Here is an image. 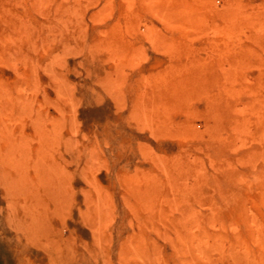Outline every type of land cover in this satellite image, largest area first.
Masks as SVG:
<instances>
[{
  "label": "rangeland",
  "instance_id": "374dc122",
  "mask_svg": "<svg viewBox=\"0 0 264 264\" xmlns=\"http://www.w3.org/2000/svg\"><path fill=\"white\" fill-rule=\"evenodd\" d=\"M41 1L0 0V264L264 257V0Z\"/></svg>",
  "mask_w": 264,
  "mask_h": 264
},
{
  "label": "bare ground",
  "instance_id": "6f19581e",
  "mask_svg": "<svg viewBox=\"0 0 264 264\" xmlns=\"http://www.w3.org/2000/svg\"><path fill=\"white\" fill-rule=\"evenodd\" d=\"M15 1H16V0H15ZM34 1H35V0H33V2H34ZM38 1H39V0H38ZM40 1H41V0H40ZM42 1H43V0H42ZM42 1H41V2H42ZM129 1H130V0H129ZM65 2H66V0H65ZM67 2H68V0H67ZM144 2H145V1H144ZM45 3H46V2H45ZM73 3H74V2H73ZM127 3H128V2H127ZM134 3H135V2H134ZM20 4H21V3H20ZM33 4H34V3H33ZM48 4H49V3H48ZM75 4H76V3H75ZM129 4H130V3H129ZM192 4H193V2H192ZM43 5H44V4H43ZM45 5H46V4H45ZM130 5H131V4H130ZM130 5H128L129 8H130ZM20 6H21V5H20ZM135 6H136V3H135ZM139 6H140V5H139ZM144 6H145V4H144ZM57 7H58V6H57ZM141 7H142V5H141ZM241 7H242V6H241ZM44 8H45V7H44ZM44 8H42V10H43ZM55 8H56V7L54 6V9H55ZM124 8H125V7H124ZM145 8H146V6H145ZM13 9H14V8H13ZM71 9H72V8H71ZM151 9H152V8H151ZM56 10H57V9H56ZM162 10H163V9H162ZM188 10H189V9H188ZM236 10H237V9H236ZM156 11H157V10H156ZM5 12H6V11H5ZM54 12H55V11H54ZM70 12H71V11H70ZM152 12H153V11H152ZM157 12H158V11H157ZM188 12H189V11H188ZM260 12H261V11H260ZM7 13H8V12H7ZM10 13H11V12H10ZM10 13H9V14H10ZM52 13H53V10H52ZM68 13H69V11H68ZM126 13H127V12H126ZM164 13L166 14V12H164ZM202 13H203V12H202ZM44 15H46V13H45ZM52 15H53V14H52ZM68 15H69V14H68ZM190 15H191V13H190ZM228 15H229V14H228ZM68 17H69V16H68ZM71 17H72V14L70 15V18H71ZM127 17H129V16H127ZM131 17H132V16H131ZM13 18H14V17H13ZM52 18H53V17H52ZM201 18H202V16H201ZM59 19H60V17H59ZM229 19H230V18H229ZM246 19H247V17H246ZM6 20H7V16H6ZM8 20H9V18H8ZM14 20H15V18H14ZM254 20H256V19H254ZM54 21H55V20H54ZM58 21H59V20H58ZM76 21H77V20H76ZM126 21H129V20H126ZM251 21H252V20H251ZM24 22H25V21H24ZM48 22H49V21H48ZM77 22H78V21H77ZM117 22H118V21H117ZM124 22H125V21H124ZM184 22H185V21H184ZM198 22H199V21H198ZM253 22H254V21H253ZM21 23H22V22H21ZM21 23H20V24H21ZM26 23H27V22H26ZM125 23H127V22H125ZM129 23H130V22H129ZM178 23H179V21H178ZM204 23H205V22H204ZM57 24H58V22H57ZM77 24H78V23H76L75 25H77ZM179 24L181 25L182 23H179ZM192 24H194V23L192 22ZM22 25H23V24H22ZM28 25H29V24H28ZM115 25H116V28H117V30H118L117 23H115ZM126 25H127V24H126ZM126 25H124V27H125ZM45 26H46V25H45ZM50 26H51V25H50ZM50 26H49V28H50ZM65 26H66V25H65ZM67 26H69V23H68ZM111 26H113V24H111ZM132 26H133V24H132ZM163 26H165V23H163ZM194 26H195V25H194ZM216 26H217V25H216ZM261 26H263V29H264V20L261 21ZM25 27H26V25H25ZM31 27H32V26H31ZM40 27H41V26H40ZM109 27H110V26H109ZM120 27H121V26H120ZM122 27H123V25H122ZM179 27H180V26H179ZM214 27H215V26H214ZM41 28L43 29V26H42ZM52 28H53V27H51V29H52ZM66 28H67V27H66ZM110 28H111V27H110ZM134 28H135V27H134ZM207 28H208V27H207ZM14 29H15V28H14ZM42 29H41V30H42ZM67 29H68V28H67ZM71 29H72V28H71ZM122 29H123V28H122ZM125 29H126V27H125ZM129 29H130V28H129ZM164 29L166 30L165 27H164ZM164 29H163V30H164ZM179 29H180V28H179ZM179 29H178V30H179ZM220 29H221V28H220ZM119 30H120V29H119ZM127 30H128V29H127ZM243 30H244V29H243ZM258 30H259V28L257 29V31H258ZM261 30H262V29H261ZM18 31H19V30H17L16 32H18ZM52 31H54V28H53ZM102 31H103V29H102ZM102 31H101V34H102ZM213 31H214V30H213ZM103 32H104V31H103ZM105 32H106V30H105ZM126 32H128V31H125L124 33H126ZM158 32H159V31H158ZM98 33H99V32H98ZM122 33H123V32H122ZM122 33L120 32V34H119V32H117V34H118L119 36H120ZM145 33H146V32H145ZM198 33H199V31H198ZM206 33H207V32H206ZM213 33H214V32H213ZM217 33H218V32H217ZM59 34H60V33H59ZM143 34H144V33H143ZM143 34H142V35H143ZM146 34H147V33H146ZM22 35H23V34H22ZM97 35H99V34H97ZM105 35H106V34H105ZM165 35H166V34H165ZM203 35H204V34H203ZM214 35H215V34H214ZM126 36H128V35H126ZM148 36H149V35H148ZM151 36H152V35H151ZM156 36H157V35H156ZM168 36H169V35H168ZM170 36H171V35H170ZM211 36H212V35H211ZM217 36H218V35H216V37H217ZM115 37H116V36H115ZM128 37H129V36H128ZM157 37H159V36H157ZM157 37H156V38H157ZM15 38H16V37H15ZM105 38H106V36H105ZM139 38H140V37H139ZM141 38H142V37H141ZM209 38H210V37H209ZM60 39H61V38H60ZM114 39H115V38H113V41H114ZM132 39H133V38H132ZM132 39H131V40H132ZM157 39H160V37L157 38ZM170 39H171V38H170ZM170 39H169V40L166 39V41L169 42ZM19 40H20V39H19ZM101 40H102V39H101ZM109 40H110V39H109ZM109 40H106V41H108L107 43H110ZM116 40L118 41V38H116ZM121 40H122V38H121ZM123 40H125V39H123ZM123 40H122V41H123ZM164 40H165V38H164ZM216 40H217V39H216ZM16 41H17V38H16ZM63 41H64V40H63ZM211 41H212V40H211ZM142 42H143V41H142ZM142 42H141V43H142ZM157 42L159 43L160 40L157 41ZM163 42H164V41H163ZM163 42H161V44H162ZM239 42H240V41H239ZM107 43L105 42V44H107ZM137 43H138V42H137ZM143 43H144V42H143ZM102 44H103V43H102ZM125 44H126V43H125ZM215 44H216V41H215ZM107 45H108V44H107ZM128 45H129V43H128ZM137 45H138V44H137ZM141 45H142V44H141ZM141 45H140V46H141ZM169 45L171 46V44H169ZM212 45H213V44H212ZM122 46H123V43H122ZM130 46H131V49H129V50H132V51H133L134 47H132V44H130ZM130 46H128V47H130ZM170 46H168V47H170ZM174 46H175V45H174ZM174 46H173V47H174ZM191 46H192V45H191ZM213 46H214V45H213ZM103 47H104V46H103ZM105 47H106V46H105ZM110 47H111V46H110ZM207 47H208V46H207ZM89 48H90V46H89ZM92 48H93V47H92ZM95 48H96V46H95ZM132 48H133V49H132ZM174 48H175V47H174ZM201 48H202V47H201ZM164 49H165V48H164ZM175 49H176V48H175ZM197 49H198V48H197ZM199 49H200V48H199ZM251 49H252V48H251ZM171 50H172V49H171ZM192 50H194V49L192 48ZM216 50H217V49H216ZM93 51H94V50H93ZM107 51H109V50H107ZM110 51H112V50H110ZM116 51H118V50L116 49ZM135 51H136V50H135ZM135 51H134L133 53H135ZM140 51H141V50H140ZM91 52H92V51H91ZM95 52H96V51H95ZM164 52H165V51H164ZM166 52H167V51H166ZM201 52H202V49H201ZM215 52H216V51H215ZM113 53H114V52H113ZM117 53H119V51H118ZM122 53H123V51H122ZM133 53L130 52V54H133ZM168 53H169V51H168ZM177 53H178V52H177ZM111 54H112V52H111ZM111 54H109V55H110V58H113V55H114V54H112V57H111ZM138 54H139V53H138ZM123 55H124V54H123ZM213 55H214V54H213ZM119 56H120V55H119ZM216 56H217V55H216ZM108 57H109V56H108ZM134 57H135V56H134ZM170 57H172V56H170ZM184 57H186V56H184ZM121 58H122V56H121ZM143 58H145L144 55H143ZM115 59H116V57H115ZM126 59H127V57H126ZM129 59H130V58H129ZM129 59H128V62H130ZM139 59L141 60V58H139ZM244 59H245V58H244ZM89 60H90V59H89ZM113 60H114V59H113ZM137 60H138V59H137ZM206 60H207V58H206ZM114 61H115V60H114ZM121 61H122V60H121ZM171 61H172V60H171ZM179 61H180V60H179ZM179 61H178V62H179ZM213 61H214V60H213ZM112 62H113V61H112ZM132 62H133V59H132ZM142 62H143V61H142ZM133 63H134V62H133ZM238 63H240V62H238ZM251 63H253V62H251ZM254 63H255V62H254ZM112 64H113V63H112ZM140 64H141V63H140ZM140 64L138 63V65H140ZM236 64H237V63H236ZM236 64H235V65H236ZM119 65H120V64H119ZM185 65H186V64H185ZM202 65H203V63H202ZM237 65H238V64H237ZM130 66H131V64L128 65L129 69H130ZM208 66H209V65H208ZM232 66H233V65H232ZM239 66H240V65H239ZM239 66H238V67H239ZM256 66H257V65H256ZM259 66H260V65H259ZM120 67H121V66H120ZM166 67H167V66H166ZM221 67H222V66H221ZM122 68H123V67H121V69H122ZM203 68H204V67H203ZM229 68H230V67H229ZM243 68H244V67H243ZM99 69H100V68H99ZM101 69H102V68H101ZM199 69H200V68H199ZM205 69H206V68H205ZM170 70H171V69H170ZM170 70H169V72H170ZM200 70H201V69H200ZM202 70H203V69H202ZM202 70H201V71H202ZM103 71H104V73H105V70H103ZM257 71H258V70H257ZM240 72H242V71L240 70ZM222 73H223V72H222ZM113 74H114V73H113ZM121 74H122V73H121ZM157 74H158V73H157ZM166 75H167V74H166ZM166 75H165V76H166ZM179 75H180V73H179ZM101 76H102V75H101ZM168 76H169V75H168ZM221 76H222V75H221ZM106 77H107V76H106ZM111 77H112V76H111ZM169 77H170V76H169ZM169 77H168V79H169ZM218 77H219V76H218ZM108 78H109V77H108ZM147 78H148V77H147ZM154 78H155V77H154ZM216 78H217V76H216ZM221 78H222V77H221ZM221 78H220V79H221ZM244 78H245V76H244ZM261 78H262V77H261ZM101 79H102V78H101ZM191 79H192V77H191ZM228 79H229V78H228ZM136 80H137V79H136ZM171 80H172V79H171ZM198 80H199V79H198ZM218 80H219V79H218ZM246 80H247V79H245V81H246ZM248 80H249V78H248ZM252 81H253V80H252ZM49 82H50V81H49ZM123 82H124V81H123ZM185 82H187V81H185ZM221 82H222V80H221ZM221 82H220V83H221ZM242 82H243V81H242ZM189 83H190V82H188V84H189ZM214 83H215V82H214ZM52 84H54V83L52 82ZM112 84H113V83H112ZM126 84H127V83H126ZM139 84H140V83H139ZM188 84H187V85H188ZM223 84H224V83H223ZM225 84H226V82H225ZM243 84H244V83H243ZM249 84H250V83H249ZM110 85H111V84H110ZM151 85H152V84H151ZM234 85H235V84H234ZM256 85H257V84H256ZM256 85H255V86H256ZM258 85H259V84H258ZM54 86H55V85H54ZM161 86H162V85H161ZM178 86H179V84H178ZM182 86H184L183 83H182ZM196 86H197V84H196ZM196 86H195V87H196ZM222 86H223V85H222ZM250 86H251V85H250ZM146 87H147V86H146ZM149 87H151V86H149ZM168 87H169V86H168ZM197 87H198V86H197ZM240 87H241V86H240ZM60 88H61V86H60ZM123 88H124V86H123ZM159 88H161V87H159ZM173 88H174V87H173ZM191 88H192V87H191ZM215 88L217 89V86H216ZM56 89H58V88H56ZM61 89H62V88H61ZM186 89H189V88H186ZM216 89H215L214 91H216ZM64 90H65V89H64ZM114 90H117V88L114 89ZM148 90L150 91V89H148ZM190 90H191V89H190ZM235 90H236V89H235ZM237 90H239V89H237ZM245 90H246V89H245ZM245 90H244V91H245ZM141 91H142V90H141ZM153 91H154V89H153ZM159 91H160V90H159ZM163 91H164V89H163ZM173 91H175V89H173ZM202 91H203V90H202ZM106 92H107V91H106ZM139 92H140V90H139ZM216 92H217V91H216ZM220 92H221L220 94H222V95H221V98H220L221 101L219 100V106H223V107L227 108V107H226L227 105H225V103L223 102V101H224V97H225L224 95H226V93H224L225 91H223V87H222V89H221ZM245 92H247V90H246ZM249 92H250V91H249ZM251 92H252V91H251ZM59 93H60V90H59ZM110 93H111V91H110ZM110 93H109V94H110ZM118 93H120V92H118ZM149 93H150V92H149ZM162 93H163V92H162ZM195 93H196V91H195ZM195 93H194V94H195ZM240 93H241V92H240ZM252 93H253V92H252ZM246 94H247V93H246ZM110 95H111V94H110ZM116 95H118V94L116 93ZM150 95H151V93H150ZM154 95H155V94H154ZM168 95H169V93H168ZM205 95H206V94H205ZM211 95H212V94H211ZM251 95H252V94H251ZM134 96H135V95H134ZM175 96H176V95H175ZM202 96H203V94H202ZM226 96H227V95H226ZM12 97H13V96H12ZM147 97H148V96H147ZM150 97H151V96H150ZM171 97H172V96H171ZM116 98H117V96H116ZM166 98H167V95H166ZM184 98H185V97H184ZM189 98H190V97H189ZM226 98H227V97H226ZM249 98H250V97H249ZM10 99H11V98H10ZM16 99H17V98H16ZM157 99L160 100L158 97H157ZM157 99H156V100H157ZM168 99H169V98H167V100H168ZM200 99H202V98H200ZM231 99H232V98H231ZM260 99H261V98H260ZM18 100H19V98H18ZM113 100H114V98H113ZM145 100H146V99H145ZM173 100H174V99H173ZM14 101H15V100H14ZM140 101H141V100H140ZM160 101H161V100H160ZM229 101H230V100H229ZM239 101H240V100H239ZM263 101H264V100H263ZM59 102H60V101H59ZM190 102H191V101H190ZM220 102H223V103H220ZM155 103H156V102H155ZM155 103H154V104H155ZM158 103H159V102H158ZM165 103H166V101H165ZM217 103H218V101H217ZM241 103H243V102H241ZM131 104H132V103H131ZM135 104H136V103H135ZM159 104H160V103H159ZM227 104H228V103H227ZM10 105L12 106V104H10ZM133 105H134V103L132 104V106H133ZM254 105H255V104H254ZM258 105H259V104H258ZM241 106H242V105H241ZM247 106H248V105H247ZM247 106H246V107H247ZM9 107H10V106H9ZM164 107H165V106H164ZM167 107H168V106H167ZM200 107H201V106H200ZM200 107H199V108H200ZM248 107H249V106H248ZM252 107H253V106H252ZM19 108H20V107H19ZM21 108H22V107H21ZM241 108H242V107H241ZM145 109H146V108H145ZM248 110H249V109H248ZM259 110H260V109H259ZM190 111H191V110H190ZM163 112H164V111H163ZM163 112H162V113H163ZM202 112H203V111H202ZM252 112H253V110H252ZM162 113H161V114H162ZM203 113H204V112H203ZM149 114H150V112H149ZM154 114H155V113H154ZM161 114H160V115H161ZM190 114H192V113H190ZM219 114H221V113H219ZM237 114H238V113H237ZM36 115H37V114H36ZM143 115H144V114H143ZM224 116H225V113L223 114V116L220 115L221 118H223ZM253 116H254V115H253ZM130 117H131V116H130ZM142 117H143V116H142ZM149 117H150V116H149ZM204 117H205V116H204ZM197 118H198V117H197ZM197 118H196V119H197ZM221 118H219V119H221ZM235 118L238 119L239 117H235ZM252 118H253V117H252ZM34 119H35V118H34ZM211 119H212V118H211ZM58 120H59V119H58ZM151 120H152V119H151ZM214 121H215V119H214ZM56 122H57V121H56ZM201 122H202V121H201ZM212 122H213V120H212ZM246 122H247V121H246ZM141 124H142V123H141ZM149 124H150V123H149ZM180 124H181V123H180ZM255 124H256V123H255ZM162 125H163V124H162ZM181 125H182V124H181ZM209 125H210V124H209ZM147 126H148V125H147ZM212 127H213V125H212ZM142 128H143V127H142ZM145 128H146V127H145ZM213 128H215V127H213ZM148 130H149V129H148ZM0 131H1V130H0ZM39 131H40V130H39ZM205 131H206V130H205ZM248 131H249V130H248ZM206 132H207V131H206ZM7 133H8V132H7ZM36 133H37V132H36ZM207 133H208V132H207ZM248 133H249V132H248ZM5 134H6V133H5ZM5 134H4V135H5ZM31 134H32V133H31ZM46 134H47V133H46ZM220 134H222V133H220ZM8 135H9V134H8ZM35 135H36V136H35ZM35 135H34V136H35V139H36L37 134H35ZM42 135H43V134H42ZM211 135H212V134H211ZM213 135H214V133H213ZM216 135H217V134H216ZM263 135H264V132H263ZM259 136H260V135H259ZM225 137H226V136H225ZM19 138L21 139V137H19ZM27 139H28V138H27ZM37 139H38V138H37ZM194 139H195V138H194ZM4 140H5V139H4ZM71 140H72V139H71ZM178 140H179V139H178ZM187 140H189V139H187ZM206 140H207V139H206ZM243 140H244V139H243ZM26 141H27V140H26ZM41 141H42V139H41ZM58 141H59V139H58ZM176 141H177V140H176ZM181 141H182V140H181ZM212 141H213V140H212ZM214 141H215V140H214ZM251 141H252V140H251ZM251 141H250V142H251ZM7 142H8V140L6 141V144H7ZM9 142H10V139H9ZM13 142H14V141H13ZM19 142H20V140H19ZM33 142H35V141H33ZM44 142H45V141H44ZM217 142H218V141H217ZM22 143L24 144V139H23ZM63 143H64V142H63ZM190 143H191V142H190ZM193 143H194V142H193ZM193 143H192V144H193ZM211 143H212V142H211ZM254 143H255V142H254ZM177 144H178V143H177ZM199 144H200V143H199ZM215 144H216V143H215ZM217 144H218V143H217ZM257 144H258V143H257ZM9 145H10V144H7V147H8ZM20 145L23 146L22 144H20ZM75 145H76V144H75ZM252 145H253V144H252ZM10 146H11V145H10ZM25 146H26V145H25ZM211 146H212V145H211ZM32 147H34V146H32ZM63 147H64V146H63ZM200 147H201V146H200ZM259 147H260V146H259ZM5 148H6V147H5ZM22 148H23V147H22ZM22 148H21V149H22ZM201 148H202V147H201ZM13 149H14V152H15V151H16L15 148H12L11 150L13 151ZM16 149L18 150L19 148L17 147ZM61 149H62V147H61ZM202 149H203V148H202ZM213 149H215L214 146H213ZM244 150H245V148H244ZM5 151H6V150H5ZM19 152H20V151H19ZM192 152H193V151H192ZM197 152H199L198 149H197ZM205 152H206V151H205ZM233 153H234V152H233ZM20 154H21V153H20ZM45 154H46V152H45ZM57 154H58V152H57ZM176 154H177V153H176ZM212 154H213V153H212ZM9 155H10V154H9ZM11 155H12V154H11ZM210 155H211V154H210ZM213 155H214V154H213ZM242 155H243V154H242ZM7 156H8V155H7ZM172 156H173V155H172ZM172 156H171V158H174V157H172ZM214 156L216 157V155H214ZM9 157H10V156H9ZM202 157H203V156H202ZM211 157H213V156H211ZM21 158H22V155H21ZM27 158H28V157H27ZM48 158H49V156H48ZM194 158H195V157H194ZM168 159H169V158H168ZM203 159H204V157H203ZM203 159H202V160H203ZM9 160H10V159H9ZM26 160H28V159H26ZM157 160H159V159H157ZM1 161H3V160H1ZM11 161H12V159H11ZM23 161L25 162V160H22V162H23ZM34 161H35V159H34ZM172 161H173V160H172ZM20 162H21V161H20ZM22 162H21V163H22ZM26 162H27V161H26ZM177 162H178V160H177ZM15 163L17 164V162H15ZM57 163H58V162H57ZM202 163H203V162H202ZM204 163H205V162H204ZM204 163H203V164H204ZM4 164H5V163H4ZM6 164H7V163H6ZM35 164H37V163H35ZM42 164H43V163H42ZM54 164H55V163H54ZM203 164H202V165H203ZM24 165H26V164L24 163ZM161 165H162V164H161ZM163 165H164V164H163ZM200 165H201V164H200ZM8 166H9V164H8ZM12 166H13V165H12ZM27 166H28V165H27ZM27 166H26V167H27ZM69 166H70V165H69ZM18 167H20V165H19ZM48 167H49V166H48ZM48 167H47V168H48ZM53 167H54V166H53ZM53 167H52V168H53ZM56 167H57V166H56ZM66 167H67V166H66ZM201 167H202V166H201ZM209 167H210V165H209ZM222 167H223V166H222ZM254 167H255V166H254ZM47 168H46V169H47ZM54 168H55V167H54ZM169 168H170V167H169ZM173 168H174V167H173ZM223 168H224V167H223ZM24 169H25V168H24ZM26 169H27V168H26ZM26 169H25V170H26ZM50 169H51V167H50ZM56 169H57V168H56ZM60 169H62V167H61ZM170 169H171V168H170ZM174 169H175V168H174ZM227 169H228V168H227ZM263 169H264V168H263ZM53 170H54V169H51L50 172L52 171V173H55V171H53ZM58 170H59V169H58ZM134 170H135V169H134ZM155 170H156V169H155ZM1 171H2V170H1ZM16 171H17V170H16ZM135 171H136V170H135ZM256 171H257V169H256ZM256 171H255V172H256ZM19 172H20V171H19ZM48 172H49V169H48ZM50 172H49V173H50ZM59 172H60V171H59ZM59 172H58V173H59ZM153 172H154V171H153ZM157 172H158V171H157ZM223 172H224V170H223ZM225 172H226V171H225ZM5 173H6V172H5ZM22 173H23V172H22ZM32 173H34V172H32ZM56 173H57V172H56ZM124 173H125V172H124ZM192 173H193V172H192ZM16 174H18V172H17ZM53 175H54V174H53ZM68 176H69V174H68ZM125 176H126V175H125ZM162 176H163V175H162ZM32 177H33V176H32ZM55 177H56V176H55ZM135 177H136V176H135ZM159 177H160V175H159ZM5 178H6V177H5ZM17 178H19V177H17ZM225 178H226V177H225ZM36 179H37V178H36ZM38 179H39V178H38ZM135 179H137V177H136ZM192 179H193V178H192ZM28 180H29V179H28ZM39 180H40V179H39ZM60 180H61V179H60ZM68 180H69V179H68ZM130 180H131V179H130ZM180 180H181V179H180ZM136 181H137V180H136ZM9 182H10V181H9ZM17 182H18V181H17ZM22 182H23V181H21V183L19 182V184L21 185ZM140 182H141V181H140ZM151 182H153V181H151ZM7 183H8V182H7ZM13 183H15V182L13 181ZM23 183H25V181H24ZM29 183H30V181H29ZM31 183H32V182H31ZM61 183H62V182H61ZM61 183H60V184H61ZM124 183H125V181H124ZM167 183H168V182H167ZM180 183H181V182H180ZM211 183H213V181H212ZM8 184H9V183H8ZM11 184H12V182L10 183V187H11ZM19 184H18V185H19ZM57 184H58V183H57ZM125 184H126V183H125ZM144 184H145V183H144ZM12 185H13V184H12ZM22 185H23V184H22ZM43 185H44V184H43ZM67 185H69V184H67ZM146 185H147V184H146ZM146 185H145V186H146ZM158 185H159V184H158ZM220 185H221V184H220ZM224 185H225V184H224ZM13 186H14L15 189H17V188L15 187V185H13ZM16 186H17V184H16ZM24 186H25V184L23 185V187H24ZM28 186H29V185H28ZM35 186H37V185H35ZM62 186H63V188L65 189V185H62V184H61V186H60V187H61V190H60V191H63ZM154 186H155V184H154ZM189 186H190V185H189ZM29 187H31V186H29ZM43 187H44V186H43ZM67 187H69V186H67ZM137 187H138V186H137ZM161 187H162V186H161ZM171 187H172V186H171ZM190 187H191V186H190ZM222 187L227 188V186H222ZM256 187H258V186L256 185ZM11 188H13V187H11ZM19 188H21V187H19ZM19 188H18V189H19ZM180 188H181V187H180ZM18 189H17V190H18ZM36 189H37V188H36ZM45 189H46V188H45ZM167 189H168V188H167ZM190 189H191V188H190ZM9 190H10V189H9ZM55 190H56V189H55ZM55 190L52 191V192L54 193V195H55ZM139 190H140V189H139ZM150 190H151V189H150ZM19 191H20V189H19ZM21 191H22V190H21ZM24 191H26V190L24 189ZM34 191H35V190H34ZM46 191H47V190H46ZM48 191H49V190H48ZM154 191H156V190H154ZM194 192H195V191H194ZM21 193H23V192H21ZM148 193H149V192H148ZM160 193H161V192H160ZM203 193H204V192H203ZM35 194H36V191H35ZM65 194H66V193H65ZM150 194H151V193H150ZM197 194H198V193H197ZM54 195H52V196H54ZM58 195H59V194H57V197H58L57 199H59V196H58ZM198 195H199V194H198ZM250 195H251V194H250ZM39 196H40V194H38V197H39ZM65 196H67V195H65ZM142 196H143V195H142ZM142 196H141V197H142ZM251 196H252V195H251ZM251 196H250V197H251ZM55 197H56V196H55ZM160 197H161V196H160ZM171 197H172V196H171ZM65 198H66V197H65ZM68 198H69V197H68ZM136 199H137V198H136ZM158 199H159V198H158ZM37 200H38V199H37ZM53 200H54V199H53ZM53 200H52V201H53ZM59 200H60V199H59ZM67 200H68V199H67ZM260 201H261V200H260ZM25 202H26V201H24V203H25ZM64 202H65V201H63V203H64ZM223 202H224V201H223ZM61 203H62V202H61ZM63 203H62V204H63ZM224 203H225V202H224ZM263 203H264V201H263ZM146 204H147V202H146ZM173 204H174V203H173ZM255 204H257V203H255ZM56 205H57V204H56ZM56 205H54V207H55ZM206 205H207V204H206ZM212 205H214V204H212ZM216 205H217V203H216ZM37 206H38V205H37ZM59 206H60L59 209H61L62 206H61V205H59ZM159 206H160V205H159ZM203 206H204V204H203ZM67 207H68V206H67ZM131 207H132V206H131ZM260 207H261V206H260ZM27 208H28V206H27ZM32 208H33V207H31V209H32ZM63 208H64V206L62 207V209H63ZM151 208H152V207H151ZM205 208H206V207H205ZM62 209H61V210H62ZM64 209H65V208H64ZM64 209H63V210H64ZM66 209H67V208H66ZM66 209H65V210H66ZM245 209H246V208H245ZM251 209H252V207H251ZM255 209H256V208H254L253 211H254ZM37 210H38V208H37ZM37 210H36V211H37ZM150 210H151V209H150ZM175 210H176V209H175ZM258 210H259V209H258ZM26 211H27V210H26ZM26 211H25V212H26ZM54 211H55V210H54ZM54 211H53V213H54ZM255 211H256V210H255ZM55 212H56V211H55ZM63 212H65V211H63ZM176 212H177V211H176ZM176 212H175V214H176ZM199 212H200V211H199ZM31 213H32V212H31ZM43 213H44V212H43ZM255 213H256V212H255ZM54 214H55V213H54ZM152 214H153V213H152ZM28 215H29V214H28ZM31 215H33V213H32ZM31 215H29L30 218H31ZM52 215H53V214H52ZM55 215H56V214H55ZM156 215H157V214H156ZM247 215H248V212H247ZM256 215H258V214H256ZM259 215H260V213H259ZM187 216H188V215H187ZM26 217H28V216L26 215ZM29 217H28V218H29ZM44 217H45V216H44ZM245 217H246V216H245ZM28 218H27V219H28ZM33 218H34V216L32 217V219H33ZM187 218H188V217H187ZM187 218H186V219H187ZM262 219H263V218H262ZM29 220H30V219H29ZM37 220H38V222H39V219H37ZM51 220H52V219H51ZM223 221H224V220H223ZM33 222H34V221H33ZM224 222H226V221H224ZM35 224H36V223H35ZM40 224H41V223L39 222V225H40ZM209 224H210V223H209ZM219 224H220V223H219ZM27 225H28V223H27ZM31 225H32V223H31ZM33 227H34V224H33ZM192 227H194V226H192ZM220 227H221V226H220ZM222 227H223V225H222ZM27 228H28V227H27ZM186 228H187V227H186ZM188 228H190V227H188ZM188 228H187V229H188ZM194 228H196V226H195ZM203 229H204V228H203ZM206 229H207V228H206ZM228 229H229V228H228ZM257 229H258V228H257ZM37 230L39 231V229H37ZM25 231H26V230H25ZM28 231H29V230H28ZM156 231H157V230H156ZM185 231H186V229H185ZM185 231H184V233H185ZM203 231H204V230H203ZM191 232L193 233L192 230H191ZM162 234H163V233H162ZM254 235H255V234H254ZM194 236H195V235H194ZM197 237H198V236H197ZM30 238H31V237H30ZM44 238H45V236H44ZM44 238H43V239H44ZM139 239H140V238H139ZM197 239H198V238H197ZM197 239H196V240H197ZM37 240H38V239H37ZM142 240H144V239H142ZM178 240H179V239H178ZM236 240H237V239H236ZM29 241H30V240H29ZM44 241H45V240H44ZM48 241H49V240H48ZM246 242L248 243V241H245V243H246ZM38 243H39V242H38ZM220 243H222V241H221ZM227 243H228V242H227ZM207 244H209V243H206L205 245H207ZM217 244H218V243H217ZM249 244H250V243H249ZM52 245H53V244H51L50 247H51ZM63 245H64V244H63ZM218 245H219V244H218ZM43 246H44V245H43ZM141 246H142V244H141ZM152 246H153V245H152ZM152 246H151V247H152ZM46 247H47V245H46ZM50 247H49V249H50ZM195 247H196V246H195ZM207 247H209V246H207ZM218 247H220V246H218ZM232 247H233V245H232ZM238 247H239V246H238ZM62 248H64V247L62 246ZM201 248H202V245H201ZM203 248H205V247H203ZM203 248H202V249H203ZM53 249H54V247H53ZM55 249H56V248H55ZM137 249H138V248H137ZM175 249H176V248H175ZM180 249H181V248H180ZM182 249H183V248H182ZM205 249H206V248H205ZM228 249H229V247H228ZM260 249H261V248H260ZM262 249H263V248H262ZM45 250H47V248H45ZM57 250H58V249H57ZM67 250H68V248H67ZM155 250H156V248H155ZM186 250H187V248H186ZM194 250H195V249H194ZM207 250H208V248H207ZM182 251H184V249H183ZM190 251H191V250H190ZM190 251H189V252H190ZM205 251H206V250H205ZM208 251H209V250H208ZM46 252H47V251H46ZM53 252H54V251H53ZM191 252H192V251H191ZM198 252L201 253V251H199V250H198ZM202 252H204V251H202ZM59 253H60V250H59ZM172 253H173V252H172ZM176 253H177V252H176ZM179 253H181V252H179ZM185 253H186V252H185ZM185 253H183V256H184ZM206 253H207V252H206ZM54 254H55V253H54ZM60 254H61V253H60ZM60 254H59V255H60ZM143 254H144V253H142V254H140V255H143ZM189 254H190V253H189ZM197 254H198V253H197ZM204 254H205V253H204ZM213 254H214V252H213ZM63 255H65V254H63ZM63 255L61 254L60 256H63ZM150 255H152V253H151ZM208 255H209V252L207 253V256H208ZM55 256H57V254H56ZM60 256H58L59 259L61 258V259H60V262H62V260L64 261V263H61V264H66L65 261H68V260H64V258H63L64 256H63V257H60ZM134 256L136 257L135 252H134ZM143 256H144V258H145L147 255L145 256V254H144ZM143 256H142V257H143ZM175 256H177V255H175ZM178 256H179V255H178ZM191 256H192V255H191ZM203 256H204V255H203ZM204 257H205V256H204ZM204 257H203V258H204ZM250 257H252V256H250ZM62 258H63V259H62ZM137 258H138V256H137ZM151 258H153V256H152ZM184 258H186V256H185ZM194 258H195V257H194ZM194 258H193V260H194ZM196 258L198 259V255H197ZM205 258H206V259H205ZM205 258H204V259L207 261V258H208V257H205ZM248 258H249V257L246 258L245 256L236 255V256L234 257L233 261H232L230 264H264V257H262L261 259H258V261L253 260V258H252L251 260L248 259ZM258 258H260V257H258ZM50 259H52V258L50 257ZM50 259H49V260H50ZM67 259H68V258H67ZM169 259H170V258H169ZM177 259H178V258H177ZM177 259H176V260H177ZM181 259H182V258L180 257V260H181ZM189 259L191 260V257H189ZM208 259H209V258H208ZM146 260H147V259H146ZM166 260H167V259H166ZM183 260H184V259H183ZM183 260H181V262H182ZM228 260H230V259H228ZM50 261H51V260H50ZM56 261L59 263V260H58V259H56ZM191 261H192V260H191ZM139 262H140V261H139ZM147 262H149V261H147ZM184 262H185V261H184ZM184 262H182V264H184ZM189 262H190V261H189ZM215 262H216V259H215ZM215 262H214V263H215ZM221 262H222V261H221ZM167 263H169V261H168ZM186 263H187V262H186ZM191 263H193V261H192ZM211 263H212V260L210 261V264H211ZM59 264H60V263H59ZM139 264H140V263H139ZM163 264H164V263H163ZM212 264H213V263H212ZM215 264H216V263H215Z\"/></svg>",
  "mask_w": 264,
  "mask_h": 264
}]
</instances>
